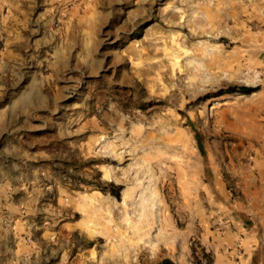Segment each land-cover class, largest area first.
I'll list each match as a JSON object with an SVG mask.
<instances>
[{
    "label": "rangeland",
    "instance_id": "1",
    "mask_svg": "<svg viewBox=\"0 0 264 264\" xmlns=\"http://www.w3.org/2000/svg\"><path fill=\"white\" fill-rule=\"evenodd\" d=\"M232 84L256 90L196 100ZM166 257L264 264V0H71L0 32V264Z\"/></svg>",
    "mask_w": 264,
    "mask_h": 264
},
{
    "label": "crops",
    "instance_id": "2",
    "mask_svg": "<svg viewBox=\"0 0 264 264\" xmlns=\"http://www.w3.org/2000/svg\"><path fill=\"white\" fill-rule=\"evenodd\" d=\"M69 1L71 0H0V32L47 27L52 24L54 12L66 11ZM3 38L5 44H26L28 41L24 36Z\"/></svg>",
    "mask_w": 264,
    "mask_h": 264
},
{
    "label": "trees",
    "instance_id": "3",
    "mask_svg": "<svg viewBox=\"0 0 264 264\" xmlns=\"http://www.w3.org/2000/svg\"><path fill=\"white\" fill-rule=\"evenodd\" d=\"M255 90H256V87H254V86H250V85H246V84H232V85H228L226 87L219 88L216 91L205 93L204 95L199 96L196 100L197 101L198 100H206V99L211 98V97H217V96H221V95H225V94H231V93L249 94ZM193 132H194L195 139L197 141L198 148H199L200 152L202 153V155H204L205 150H204V145L202 142L201 134L195 128H193ZM110 186L112 189L109 190V192L112 195H114L115 197L119 198L120 197V190H121L122 186L119 184H113V183H110ZM155 264H176V263L173 262L170 258L166 257V258H163L160 261L156 262Z\"/></svg>",
    "mask_w": 264,
    "mask_h": 264
},
{
    "label": "bare ground",
    "instance_id": "4",
    "mask_svg": "<svg viewBox=\"0 0 264 264\" xmlns=\"http://www.w3.org/2000/svg\"><path fill=\"white\" fill-rule=\"evenodd\" d=\"M109 150V149H108ZM110 152H111V150H109ZM113 152V151H112ZM108 172H109V174L111 175V177H112V179L114 180V181H121L122 180V178H123V174L122 175H117L116 173L114 174L113 173V171H112V169H110L109 168V170H108ZM124 173V172H123ZM125 174V173H124ZM124 176H126V175H124ZM126 178V177H125ZM137 183V182H136ZM127 190H128V188H127V186L125 187V188H123V197H122V200L123 201H125V199L127 200L128 199V197L126 196V192H127ZM140 197H142L141 195H140V193L138 194V201H136V199L134 198V199H132V202L135 204V207L137 206V205H141L143 208L144 207H147V206H153L152 205V201L150 200V199H147V198H145V197H143V200H144V204L143 203H141V202H143L142 201V199L140 198ZM137 198V197H136ZM141 199V200H140ZM135 201V202H134ZM138 203V204H137Z\"/></svg>",
    "mask_w": 264,
    "mask_h": 264
}]
</instances>
